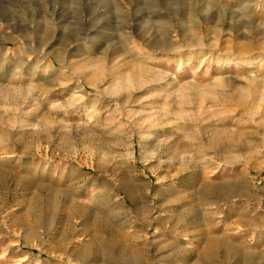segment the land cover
<instances>
[{"label": "rangeland", "instance_id": "374dc122", "mask_svg": "<svg viewBox=\"0 0 264 264\" xmlns=\"http://www.w3.org/2000/svg\"><path fill=\"white\" fill-rule=\"evenodd\" d=\"M0 264H264V0H0Z\"/></svg>", "mask_w": 264, "mask_h": 264}, {"label": "bare ground", "instance_id": "6f19581e", "mask_svg": "<svg viewBox=\"0 0 264 264\" xmlns=\"http://www.w3.org/2000/svg\"><path fill=\"white\" fill-rule=\"evenodd\" d=\"M93 39H94V38H90V45L87 46L88 49H84V50L80 51L81 53H84V52H87V51H90V50H91V47H92V45H93Z\"/></svg>", "mask_w": 264, "mask_h": 264}]
</instances>
